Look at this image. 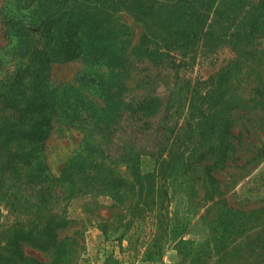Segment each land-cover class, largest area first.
Segmentation results:
<instances>
[{"label": "trees", "instance_id": "1", "mask_svg": "<svg viewBox=\"0 0 264 264\" xmlns=\"http://www.w3.org/2000/svg\"><path fill=\"white\" fill-rule=\"evenodd\" d=\"M13 3L15 10H7L2 18L7 44L0 48V183L18 179L16 183L30 187L39 202L31 203L24 195L16 197L24 202L25 213L32 210L33 220L26 226L14 224L6 228L5 233L10 234L6 246L8 264H77L73 260L83 248L80 242L85 228H75L67 234L69 228L78 224L63 213L47 210L52 202L94 192L109 193L121 202L119 193L125 197L133 191L141 192L146 186L143 180L148 181L147 186L153 192L159 189L157 179L171 167L173 150L168 139L157 143L154 151H134L125 142L117 160L111 156L110 145L123 120L140 121L141 128H147L149 119L162 106L159 96L126 102L124 94L128 89L124 82L132 58L149 60L156 66L166 65L179 79L200 57H213L221 47L227 46L235 54L231 62L211 77L214 87L206 88L201 106L195 108L205 123L204 134L218 119L224 128L219 145L209 146L205 152L217 153L219 164L228 159L226 134L230 126L229 118L219 114L220 110L230 111L233 108L230 103L234 101V108L264 112V70H259L264 64V0H13ZM123 11L142 25L134 46L129 26L115 17ZM73 61L83 64L75 81L53 84L52 65ZM239 61L243 62L250 82L242 104L238 89L233 86ZM253 61L259 62L257 68L253 67ZM77 123L87 125L83 139L55 174L48 162L47 141L53 132L72 129ZM141 152L156 160V169L150 174L142 175L135 168ZM101 158L108 164L101 163ZM116 162H123L125 168L132 170L134 180L124 178L118 169H111ZM206 169L213 204L206 215L211 230L205 244L208 256L201 262L264 264V206L241 210L229 205L220 191L215 166L208 165ZM9 194L10 187L5 191L0 188V203ZM215 195L219 197L217 200ZM156 200L154 196L149 202L152 206L147 203L148 210L154 209L151 207ZM211 213L212 218H208ZM29 249L48 252L51 261L30 255Z\"/></svg>", "mask_w": 264, "mask_h": 264}, {"label": "rangeland", "instance_id": "2", "mask_svg": "<svg viewBox=\"0 0 264 264\" xmlns=\"http://www.w3.org/2000/svg\"><path fill=\"white\" fill-rule=\"evenodd\" d=\"M12 9L15 10L13 0H0V48L7 44L2 18L7 10ZM115 17L129 26L133 33L132 46L136 45L142 25L126 11ZM234 58L235 54L229 47H221L213 57H200L197 64L183 71L179 79L166 65L156 66L149 60L132 58L124 82L128 89L124 94L126 102L159 96L162 106L160 112L149 119L151 123L147 128H141L140 121L123 120L114 133L110 145L111 156L117 160L125 142L132 145L134 151H154L157 143L162 144L168 139L169 147L173 150L171 167L165 176L157 179L159 189L155 192L148 188V181L143 180L146 186L141 192L133 191L125 197L119 193L118 196L123 198H120L121 202L115 201L109 193L94 192L49 204L47 210L59 215L63 213L77 222L78 225L69 228L67 234H71L75 228H85L80 242L83 248L79 257L73 260L74 263L206 264L208 260L201 262L202 259L205 261V255L208 256V246L205 244L211 237L206 215L213 204L210 198L212 186L206 169L208 165L215 166L214 174L220 181V191L229 205L241 210L264 206V112L234 108V101L230 103L233 107L229 108L230 111L226 108L220 110L219 114H226L230 122L229 133L226 134L228 159L222 165L217 163V153L205 152L209 146L219 145L224 128L218 119L212 122V129L204 134L202 128L205 123L195 109L201 106L202 94L209 87H214L212 78L218 70ZM252 63L257 68L259 62ZM238 68L233 86L238 89L242 104L250 82L242 61L238 62ZM81 69L83 64L80 61L54 64L51 82L55 85L74 82ZM260 69L264 70V64ZM262 76L264 78V72ZM86 126L85 123H77L72 129L58 134L53 132L46 145L53 173L58 172L68 155L80 145ZM144 152H141L135 168H139L140 174L147 175L156 169V160ZM101 163L108 164L102 158ZM111 169H118L124 178L134 180L133 171L125 168L123 162L112 164ZM17 180L0 183L4 191L10 187L9 197L0 203V264H8L9 261L6 246L10 234L5 233L6 228L14 224L26 226L33 220L32 210L25 213L24 202L16 197L24 195L31 203L39 202L33 190L16 183ZM154 196L157 198L156 205L148 210L147 203ZM218 198L215 195V200ZM212 215H208V218H212ZM27 252L41 261H51L48 252L36 249Z\"/></svg>", "mask_w": 264, "mask_h": 264}]
</instances>
